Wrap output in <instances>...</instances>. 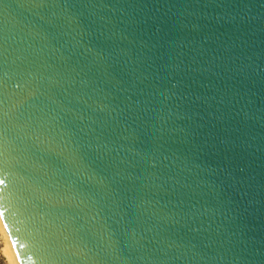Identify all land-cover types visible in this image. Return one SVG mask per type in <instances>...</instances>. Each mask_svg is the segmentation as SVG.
<instances>
[{
  "label": "water",
  "instance_id": "95a60500",
  "mask_svg": "<svg viewBox=\"0 0 264 264\" xmlns=\"http://www.w3.org/2000/svg\"><path fill=\"white\" fill-rule=\"evenodd\" d=\"M0 217L20 264H264V0H0Z\"/></svg>",
  "mask_w": 264,
  "mask_h": 264
},
{
  "label": "bare ground",
  "instance_id": "6f19581e",
  "mask_svg": "<svg viewBox=\"0 0 264 264\" xmlns=\"http://www.w3.org/2000/svg\"><path fill=\"white\" fill-rule=\"evenodd\" d=\"M0 233L3 234V236L6 238V245H5V248H4V255L5 257L7 258L8 262L10 264H20L19 263V260L17 258V255H16V252L14 250V247L10 241V238L7 234V231L4 227V224H3V221L0 217Z\"/></svg>",
  "mask_w": 264,
  "mask_h": 264
},
{
  "label": "rangeland",
  "instance_id": "374dc122",
  "mask_svg": "<svg viewBox=\"0 0 264 264\" xmlns=\"http://www.w3.org/2000/svg\"><path fill=\"white\" fill-rule=\"evenodd\" d=\"M6 238L0 233V264H10L4 255Z\"/></svg>",
  "mask_w": 264,
  "mask_h": 264
}]
</instances>
